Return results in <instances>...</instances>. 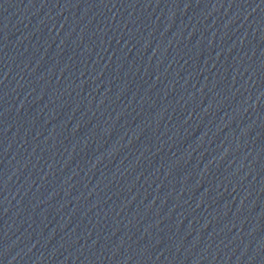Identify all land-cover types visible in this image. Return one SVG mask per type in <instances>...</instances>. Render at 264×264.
Returning <instances> with one entry per match:
<instances>
[{
	"label": "water",
	"instance_id": "water-1",
	"mask_svg": "<svg viewBox=\"0 0 264 264\" xmlns=\"http://www.w3.org/2000/svg\"><path fill=\"white\" fill-rule=\"evenodd\" d=\"M0 264H264V0H0Z\"/></svg>",
	"mask_w": 264,
	"mask_h": 264
}]
</instances>
